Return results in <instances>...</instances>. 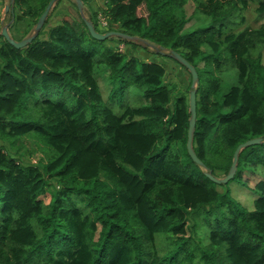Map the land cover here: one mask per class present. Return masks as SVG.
Here are the masks:
<instances>
[{"label": "trees", "instance_id": "obj_1", "mask_svg": "<svg viewBox=\"0 0 264 264\" xmlns=\"http://www.w3.org/2000/svg\"><path fill=\"white\" fill-rule=\"evenodd\" d=\"M71 1L22 48L3 27L24 39L50 0H14L0 17V264H264V181L244 179L264 174V24L240 27L250 0H193L191 13L190 0H105L107 25L85 11L96 30L136 38L104 40ZM125 46L178 62L187 88ZM171 51L198 73L193 146L214 176L263 138L226 183L188 152L192 74ZM233 181L259 190L253 208Z\"/></svg>", "mask_w": 264, "mask_h": 264}, {"label": "rangeland", "instance_id": "obj_2", "mask_svg": "<svg viewBox=\"0 0 264 264\" xmlns=\"http://www.w3.org/2000/svg\"><path fill=\"white\" fill-rule=\"evenodd\" d=\"M8 4H9V0H0V17L4 18L6 12L9 11V10H6V6ZM104 4H105V0H88L86 6L84 5V7H83L82 16L87 18L89 12L85 13V11L89 10L90 12H93L95 14V20H96V17L98 15L97 13H99L101 11V9H99V8L102 7ZM258 4H259L258 0H255V1L250 0L249 1L248 8L246 9V11H244V14L246 16V21H245V23L241 24V26H240L241 28H245V27H252L253 28V27H258V26L264 24V13H261L260 15H258V12L256 11ZM71 5H72V1L70 2V0H62L59 4H57V6L54 10H52V8H53L52 7L51 10L53 11V14H52L51 19H50L51 22H50L49 26L46 27V30H48L50 28V26L56 25L58 23V21L62 20V18L72 15L71 10H70ZM194 7H195L194 1L190 0L188 2V4L186 5L188 13H191L193 11ZM139 13L145 14V10L143 8H141L139 10ZM88 20H90V19H88ZM9 30H10L11 34H15L13 32V30L15 31L14 26H11ZM9 30H8V32H9ZM105 44L110 46V47H116L117 46V43L112 42V41H107ZM120 45H122V44H120ZM125 51H128L129 54L134 53V54L139 55L143 58L145 57V59H147V60L159 59V61L164 63L165 66L168 68L170 80L179 84V87L181 90H185L187 88V85H188L189 79H190L189 72L186 69H184L178 62L171 60L164 55H162V56H158L155 54L153 55L152 53H150V51L144 49L143 47L132 48L131 46H125ZM230 70L231 71H229V72H233L232 67H230ZM99 79L103 80L100 76H99ZM231 79H232V76H231ZM128 100L132 101V97ZM117 111L119 112V111H121V109L117 108ZM178 151H179V153L182 152L181 149H179ZM41 156H42L41 153H33V154L30 153L29 158L31 161L36 162L37 160L40 159ZM244 179H246L248 181L249 186L253 187L258 180L262 179L264 181V174H261V176H260L259 173H257V174L252 173L251 174L249 172H245L244 173ZM229 186L231 188V191H232L234 197H236V199L242 205H244L248 208H253V200L258 195V191H259L256 187L249 189L245 185H243L240 181H233L232 183H230ZM43 198H45L46 201H49V198L47 196H43Z\"/></svg>", "mask_w": 264, "mask_h": 264}, {"label": "water", "instance_id": "obj_3", "mask_svg": "<svg viewBox=\"0 0 264 264\" xmlns=\"http://www.w3.org/2000/svg\"><path fill=\"white\" fill-rule=\"evenodd\" d=\"M57 0H50V2L48 3L46 9L44 10V12L41 14L36 26H35V31L28 35L27 37H25L22 40H15L10 33L8 32V26L5 25L2 29V34L4 35V37L6 38V40L8 42H10L14 47L16 48H22L24 46H26L27 44H29L30 42H32L38 35L39 32L41 31L46 18L51 10V8L54 6L55 2ZM77 3V6L81 12V14H83V1L82 0H75ZM13 4H14V0H10L9 4L6 6V10H13ZM85 21L87 23V26L89 28V32L91 33V35L98 39V40H104L106 38H108L109 36L115 35V36H119L122 38H128V39H134L136 37L125 34L124 32H119V31H108L105 33H101L99 31L96 30L93 22L91 20H88L87 18H85ZM172 56L177 59L180 63L184 64L191 72L192 74V84H191V92H190V112H191V116H190V120H189V129H188V138H187V149L188 152L190 154V156L192 157V159L198 163L201 167L205 168L206 171V175L212 179L214 182L216 183H226L228 182L230 179H232L237 171V163H238V159H239V153L240 151L252 144H260L263 142V138H253L250 140H247L246 142L241 143L235 150L234 155H233V161L231 164V168L229 170V173L224 176V177H216L212 174L211 170L206 168L204 162L197 156L195 150H194V146H193V138H194V134H195V126H196V118H197V85H198V73L195 69V67L188 61L186 60L180 53L176 52V51H171Z\"/></svg>", "mask_w": 264, "mask_h": 264}, {"label": "built area", "instance_id": "obj_4", "mask_svg": "<svg viewBox=\"0 0 264 264\" xmlns=\"http://www.w3.org/2000/svg\"><path fill=\"white\" fill-rule=\"evenodd\" d=\"M99 18H100V22H101V24H103L104 26L107 25V21H106V19L104 18V16L100 15ZM120 46H121V49H123V47H124L123 44L120 45Z\"/></svg>", "mask_w": 264, "mask_h": 264}, {"label": "clouds", "instance_id": "obj_5", "mask_svg": "<svg viewBox=\"0 0 264 264\" xmlns=\"http://www.w3.org/2000/svg\"><path fill=\"white\" fill-rule=\"evenodd\" d=\"M97 16H100V14L99 15H97ZM3 19V18H2Z\"/></svg>", "mask_w": 264, "mask_h": 264}]
</instances>
